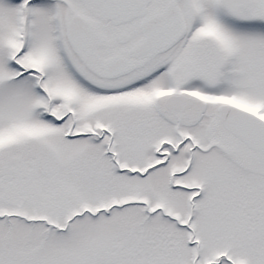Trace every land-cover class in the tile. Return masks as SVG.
<instances>
[{
    "label": "snow or ice",
    "instance_id": "obj_1",
    "mask_svg": "<svg viewBox=\"0 0 264 264\" xmlns=\"http://www.w3.org/2000/svg\"><path fill=\"white\" fill-rule=\"evenodd\" d=\"M0 264H264V0H0Z\"/></svg>",
    "mask_w": 264,
    "mask_h": 264
}]
</instances>
